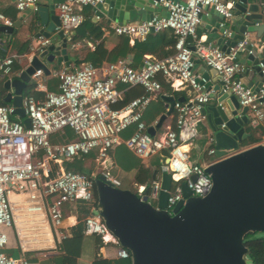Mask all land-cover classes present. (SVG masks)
<instances>
[{"label":"built area","instance_id":"obj_1","mask_svg":"<svg viewBox=\"0 0 264 264\" xmlns=\"http://www.w3.org/2000/svg\"><path fill=\"white\" fill-rule=\"evenodd\" d=\"M101 1H56L59 22L56 31L66 32L79 26L85 19L83 8H92ZM153 5L164 10L165 14L139 22L114 24L111 31L118 36L143 39L148 34L169 30L175 37L170 55L161 59L145 56L135 68L124 59L99 67L90 63L61 67L52 74L59 81L55 92L47 91L40 80L43 73L34 71L30 81L35 90L43 92V97H22L21 108L28 119L27 127L16 116V120L9 119L14 110L10 104L0 105V264H26L28 255L45 256L59 252L62 243L70 237V228L64 224L67 206L74 211L84 206L88 214L82 219L83 233L97 236L102 244L116 246L117 259L129 258L128 252L118 245L99 216L93 214L96 210L94 180L101 177L112 187L120 185L110 172L111 164L107 163L109 151L119 144L140 161L166 153L159 174L170 176L165 203L168 214L182 199L181 184H185L193 197H203L210 191L211 180L204 172L210 162L190 160L185 148L197 137L198 127L204 121L201 106L209 102L211 93L200 84L205 81L194 74V60L202 67L214 70L222 84L221 92L234 96L239 109H246L247 128L253 130L264 123V83L254 91L239 80L246 67L238 61V54L248 44L247 34L229 48L228 53L196 34L203 8L213 9L221 17L219 27H223L231 16V2L157 0ZM14 8L17 12H36L38 3L37 0H14ZM0 23L12 25L1 14ZM228 34L224 33L225 36ZM47 45L48 40L39 37L27 56V63L37 47ZM249 53L245 50L246 55ZM16 60L18 56L15 54L0 55V79H11V65ZM259 68L264 77L260 63ZM162 81L172 89L182 87L185 94L182 101L173 104L172 125L149 136L141 114L152 95L161 90ZM134 86H140L144 94L118 109L114 108L122 91ZM131 125L133 133L121 139L120 133ZM66 128L71 130L70 138H62L59 143L49 141L51 134L62 135ZM205 144L204 154L213 156L211 136L205 137ZM92 150L97 151L99 165L95 176L62 169L63 161ZM159 191L160 179L153 178L147 184L135 185L133 193L140 200L153 203ZM6 230L13 234L17 256L3 252L7 244Z\"/></svg>","mask_w":264,"mask_h":264},{"label":"water","instance_id":"obj_2","mask_svg":"<svg viewBox=\"0 0 264 264\" xmlns=\"http://www.w3.org/2000/svg\"><path fill=\"white\" fill-rule=\"evenodd\" d=\"M228 1V0H225ZM230 18L219 27L221 17L210 8H203L198 29H211L216 35L215 45L225 53L251 34L245 50L250 53L240 61L250 63L240 76V82L256 91L264 77V0H229ZM157 0H102L91 8V21L106 19V23L123 24L134 12L140 21L154 15L163 16L164 10L154 6ZM54 5L40 6L36 12L29 10L23 15L30 17L28 26L38 28L35 38L48 40V45L37 47L28 62L14 78L3 82L6 91L4 101L13 108L12 115L21 120L24 127L28 119L21 108L22 91L36 70L48 75L47 65L55 63L69 68L68 38L59 26ZM158 10V11H156ZM208 11V12H206ZM16 21L11 26L0 25V32L11 35L19 28ZM234 28L233 32H229ZM229 32L228 36L224 33ZM209 38L205 40L209 42ZM254 42V43H253ZM197 61H193L194 68ZM200 84L211 90L212 106H201L209 136L213 140L215 161L204 167L211 180L210 191L203 197L190 196L185 184H181L182 199L165 211L170 190V176L161 174L160 191L155 203L140 200L129 190L115 188L101 177L94 180L96 210L107 230L118 245L129 254L130 264H251L243 239L249 234L264 233V143L244 149L238 145L248 138L246 109H239L237 99L221 92V82L214 70L199 68ZM257 83H255V81ZM165 112L153 127L147 128L149 136L171 115L175 101L183 98L160 95ZM229 152V153H228Z\"/></svg>","mask_w":264,"mask_h":264},{"label":"crops","instance_id":"obj_3","mask_svg":"<svg viewBox=\"0 0 264 264\" xmlns=\"http://www.w3.org/2000/svg\"><path fill=\"white\" fill-rule=\"evenodd\" d=\"M59 1V0H56ZM52 0H37V3L40 6H45L47 7L48 5H54V13L56 15V9H55V2ZM231 2V1H227ZM90 8V7H88ZM87 7L83 8L82 13L84 10L91 11V8L88 9ZM14 0H0V14L6 18V19H11L14 15ZM27 11V10H26ZM158 11V10H156ZM25 12V11H24ZM208 12V11H206ZM92 13V11H91ZM202 14H205L204 11H202ZM93 13L90 15L92 18ZM20 22L19 28L15 30L14 33L11 35H7L5 33H1L0 36V43H2L4 46V55H11L15 54L18 56V60L15 62L21 67L20 71L24 69L27 66V56L31 54V48H34L38 38H35V34L38 30L37 27L32 24L31 27L28 26V23L30 21V17L23 15V12H16L15 13V18L12 23L14 22ZM138 16L134 12L129 13V20L127 22H139ZM96 24H99L101 26L102 30V36L98 40H93V41H83L81 43H75L71 44L68 41V60L70 61L69 67H77L78 65H74V59L81 60L85 54V52L88 51H93L95 52L98 57L101 59V65L106 64L105 60L109 54V51L113 47V42L116 39L115 35L111 31V26L114 25L115 23L109 22L106 23V19H98ZM1 25V23H0ZM211 29H207L204 31L199 30L198 28L196 29V34L203 39L204 41L207 39V37L210 39L209 42L215 45V40H216V35L214 33H211ZM235 29L230 28L229 32H233ZM228 32V33H229ZM64 37L68 38L69 34L72 33V29L70 31L63 32ZM165 34L168 36L166 39H169V36H171L170 32L165 30ZM248 42H252L253 37L252 35L248 34ZM69 40V39H68ZM29 44V50L26 54H17V50H22L20 47V44ZM254 43V42H253ZM129 44H132V39L129 41ZM73 45V47H71ZM87 49V50H86ZM172 48L169 43L162 44L161 47H158L156 50V55L158 53H165L167 51H171ZM145 56H151L155 57V54H147ZM144 56V57H145ZM246 57L245 50L238 54V61L240 62L242 59ZM128 62H131V55H127L126 58L124 59ZM250 63L245 60L244 67H248ZM203 65L197 61L196 67L194 69V74L196 76H200L199 74V68L202 67ZM61 67H64L62 65H56L54 62L47 65V68L49 70L48 75H43L40 77V80L43 82L44 86L46 81L49 78H55L52 76L54 72L59 70ZM19 73V72H18ZM241 76V75H240ZM239 76V79H240ZM253 81H255L253 79ZM162 87L160 91L155 92L146 107L142 111V121L147 125V127H153L155 123L157 122L158 118L160 115H162L166 108L165 104L159 99L160 95H166V96H172L173 98H176L172 94H169L170 92H175L177 93V97L180 98L184 96L185 92L182 90V87H177L176 89H172L168 86V84L165 81H162ZM257 83V81H255ZM176 85V83H174ZM119 89L122 87L119 86ZM46 89V87H45ZM140 89L137 87H131L127 88L122 91V96L118 102H128L130 99H133L135 97L140 96ZM171 90V91H170ZM40 91V90H37ZM5 95H6V91ZM42 92V91H40ZM43 93V92H42ZM128 100V101H127ZM117 102V103H118ZM116 103V104H117ZM124 103V104H125ZM215 104L214 99H210L209 102L206 104V106H212ZM172 125V116H168L164 119V121L161 123L160 126L154 129L153 135H157L161 132H163L168 126ZM132 130L129 127L127 130H124L120 133V138L124 139L128 137V133ZM251 138H253L255 141L253 143H244V140L240 143L241 148L244 149L249 146L258 144V143H264V135L262 132V125L256 127L255 129L252 130V133H249ZM209 135V131L206 126V120L202 121L200 123V126L198 127V132H197V137L193 141V143L189 146H186V150H188V155L190 160L198 162V163H207V162H212L209 161V157H213L215 161L216 158L214 156H206L204 154V150L206 147V144H204L202 139H204L206 136ZM247 139V138H246ZM239 149V150H240ZM229 153V152H228ZM156 159L155 157H151L147 161H140L138 160L124 145H117L113 147L109 153H108V159L107 163L111 164V171L112 175L119 181L120 183V189H125L129 191H134L135 185L139 184H147L151 179L154 177L160 179L161 174H156L158 171V167L156 166ZM143 170V171H142ZM145 175V177H143ZM154 201L153 203H155ZM65 214V220L64 224L71 228L73 225H75V219H74V212L73 208H68L64 210ZM94 238L85 236L82 237L80 240H74L70 239L68 240V243L66 245V248H63V252L72 255L75 257V263L74 264H107V263H112L114 262L117 258L115 256L114 248L110 246L111 244H104L101 247H99L97 250L94 249ZM13 254L12 256H17V252L12 248ZM56 253H50L45 256H35V255H28L26 257V264H50L48 262V258H50L52 255H55ZM94 257H97L98 259L93 260Z\"/></svg>","mask_w":264,"mask_h":264},{"label":"trees","instance_id":"obj_4","mask_svg":"<svg viewBox=\"0 0 264 264\" xmlns=\"http://www.w3.org/2000/svg\"><path fill=\"white\" fill-rule=\"evenodd\" d=\"M88 8V7H87ZM90 9V8H88ZM17 11L14 10V15L11 17V19H8L9 21L13 22L15 18V13ZM91 11L84 10L83 15L85 17L84 21L74 29H72V33L69 34L68 36V41L71 44L75 43H81L83 41H93V40H98L102 36V30L101 26L99 24H96L91 21ZM170 32L171 36H169V39L167 40L166 37H168L165 34V30L154 33V34H148L146 35L143 39H139L136 37H129V36H123V35H115L116 39L113 42V47L109 51V54L105 60L106 63H114L117 60L125 59L127 55H131V66L132 67H137L143 57L147 54H155L154 58L161 59L164 58L172 53L171 51H167L165 53H158L156 55V50L158 47H161L162 44L169 43L171 48L174 44L175 37L171 33V31L167 30ZM1 36V34H0ZM132 39V44H129V41ZM22 50H17L16 53L19 55L21 54H26L29 50V44H20ZM3 44L0 43V55H4V48ZM87 50V49H86ZM81 63H90L94 67H99L101 66V59L98 57V55L93 52V51H86L83 58L81 60L74 59V65H78ZM21 67L14 61L11 65V72L13 73V76L11 78H14L18 72H20ZM6 80V78H1L0 79V105L6 106L9 105V103L5 102L3 99L5 97V90L2 87L3 82ZM58 79L57 78H49L46 83L45 87L47 91H52L55 92L57 91V85H58ZM34 83L29 82L25 85L23 91H22V97H33L36 99H40L43 97V93L40 91H37L34 89ZM139 88L140 90V96L144 94L143 89L140 86H134ZM133 88V87H132ZM171 91V90H170ZM169 94H172L177 98V93L175 92H170ZM131 100V99H130ZM128 101V100H127ZM125 102H118L115 104L113 107L118 109L124 105ZM142 117V114H141ZM9 119L11 121L16 120V117L13 115H9ZM142 120V119H141ZM132 130L128 133V137L133 133V125ZM131 126H129L131 128ZM129 127H127L129 129ZM127 128L125 130H127ZM245 130L248 133H252V130L247 128L245 126ZM124 131V130H123ZM262 132L264 135V123L262 124ZM71 137V130L69 129H64L62 135H58L57 133L51 134L49 136V141L51 143H59L62 138H70ZM126 137V138H128ZM124 138V139H126ZM203 143L205 144V138L202 139ZM255 140L249 136L247 139L244 140V143H253ZM193 143V142H192ZM122 145V144H121ZM97 156V151L92 150L86 155H75L71 159L63 161L61 163V167L65 171H72V172H77V173H84L88 176H95L98 173V161L96 160ZM152 157H155L156 159V166L158 167V171L156 174L159 173V166L160 164L163 163L164 158L166 157V153H159L156 154ZM138 159V158H137ZM139 160V159H138ZM143 171V170H142ZM112 173V171H110ZM145 177V175H143ZM156 178V177H154ZM179 185L181 183H178ZM120 187V185H119ZM118 187V188H119ZM69 207H65V209H68ZM73 212L75 213L76 216V223L70 228V237H68L63 243H62V249L57 252V254L52 255L50 258H48V262L50 264H74L75 263V257H73L70 254H67L63 252L64 248V243L68 242V240H80L82 237L89 236L94 238V249L97 250L99 247H101L102 244L100 239L97 236L94 235H85L83 233V225H82V219L88 214V211L84 208V206L77 207V210ZM7 233V244L5 249L3 250L4 253L8 255H12L14 252L12 251L14 245H15V240L13 237V234L10 230L5 231ZM243 244L246 247L247 250V258L251 260V264H264V237H258L255 236V234H249L244 237L243 239ZM114 248V252L116 250V246L110 245ZM98 259L97 257H94L93 260ZM107 264H130L129 263V258L126 259H116L114 262H110Z\"/></svg>","mask_w":264,"mask_h":264},{"label":"rangeland","instance_id":"obj_5","mask_svg":"<svg viewBox=\"0 0 264 264\" xmlns=\"http://www.w3.org/2000/svg\"><path fill=\"white\" fill-rule=\"evenodd\" d=\"M241 148V145H238V149ZM214 158L213 157H209V161H213ZM255 236H258V237H264V233H256ZM68 242H65L64 243V247L66 248V245H67Z\"/></svg>","mask_w":264,"mask_h":264},{"label":"clouds","instance_id":"obj_6","mask_svg":"<svg viewBox=\"0 0 264 264\" xmlns=\"http://www.w3.org/2000/svg\"><path fill=\"white\" fill-rule=\"evenodd\" d=\"M185 170H186V166H185Z\"/></svg>","mask_w":264,"mask_h":264}]
</instances>
